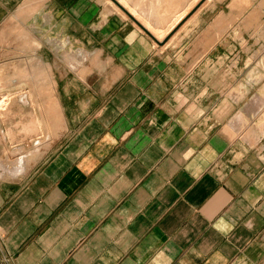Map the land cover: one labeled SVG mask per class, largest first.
<instances>
[{
  "label": "crops",
  "instance_id": "0c3cea01",
  "mask_svg": "<svg viewBox=\"0 0 264 264\" xmlns=\"http://www.w3.org/2000/svg\"><path fill=\"white\" fill-rule=\"evenodd\" d=\"M27 1L0 33L41 43L63 129L15 173L30 117L0 119V264H264V0Z\"/></svg>",
  "mask_w": 264,
  "mask_h": 264
},
{
  "label": "bare ground",
  "instance_id": "6f19581e",
  "mask_svg": "<svg viewBox=\"0 0 264 264\" xmlns=\"http://www.w3.org/2000/svg\"><path fill=\"white\" fill-rule=\"evenodd\" d=\"M40 1L42 2V0H28L27 1L28 5L27 3H25L27 6L26 5L20 6L17 12V17L23 18V19H26L28 16L30 17L35 11L38 10L39 5L41 4ZM31 3H34V5H31ZM7 27H10L9 29H11V33L15 34L16 36L14 45H15V48L19 50V52H16L17 55L14 56V59L16 58V60H14L15 62L11 61L12 62L11 64L8 63L9 66L4 65L0 67V112L8 111V114L11 115L12 111L16 113L21 111L22 113L20 115H22L23 113L27 112L26 110L27 105H29L31 107L28 106V108H30L31 110L30 112L29 111L27 112L28 114L26 115L24 114V115L27 117H30V120L26 124H24L23 127L22 125L21 126L18 125L17 127H22V131L25 134H29V135L37 134L38 132L41 131L42 127H43V130L47 128L46 129L48 131L47 134L49 133L48 138H46L47 140L45 142L38 141L36 145V149L33 150L32 152L23 153L21 149L17 150V152L14 150L15 153L14 152L13 153L18 154L17 158L16 159L13 158L14 160L9 162L10 163L9 166H7L8 164L5 162L1 163L2 168L7 169L8 167L10 168L11 171H14L15 173H19V172H22L25 167L28 168V166H26L28 162L38 158L39 154L41 153V149H43V147H46V146L49 147V145L53 142V140L54 139L56 140L61 135V132L63 129V116L61 114L58 101L53 94L54 86H53V82L51 81L52 80L51 79V69L47 67L44 64V62L41 61V59L36 58V56L26 57L24 54L27 51L36 50L37 48L41 47V43L37 41L38 39L37 40L33 39L30 36V34L25 30V28L21 26L18 20L14 17H11L9 25H7ZM36 110L38 114L41 113L42 111L41 119L40 118L37 119V117L35 118ZM11 116H13V114ZM7 135L10 136L8 132L5 134L3 133L0 136V143L5 142L4 140L5 138H7ZM40 137L43 138V136H40Z\"/></svg>",
  "mask_w": 264,
  "mask_h": 264
},
{
  "label": "rangeland",
  "instance_id": "374dc122",
  "mask_svg": "<svg viewBox=\"0 0 264 264\" xmlns=\"http://www.w3.org/2000/svg\"><path fill=\"white\" fill-rule=\"evenodd\" d=\"M15 18V17H14ZM9 25V24H8ZM7 28H10V27H7L6 26V28L5 29H7ZM5 29L4 30H2L1 31V33H0V38H4V36H5V34H4V32H5ZM14 36H15V34H13ZM16 37V36H15ZM15 40H16V38L15 39H13L12 41H6L5 42V46L6 47H8L9 49H10V46H11V48H14V51L13 52H11V54H12V56H10V57H8V58H6V59H4V60H6V61H4V60H2V61H0V67H2V66H9V64H11L12 62H15L14 60H16V58L14 59V56L15 55H17V53L16 52H19V50L18 49H16L15 48V45H14V42H15ZM7 44V45H6ZM16 44V43H15ZM14 45V46H13ZM6 47H3V49H1L0 50V54H4V53H6V52H9L10 50L9 49H6ZM6 50V51H5ZM14 53H16V54H14ZM14 54V55H13ZM8 55H10L9 53L7 54V55H3V56H0V57H4V56H8ZM10 58V59H9ZM9 61V62H8ZM12 61V62H11ZM9 63V64H8ZM4 93V92H3ZM29 107H31V106H29ZM27 110V112L29 111L30 112V108H27L26 109ZM13 112V111H12ZM11 112V115L13 114V116H11V115H9L8 114V111H1L0 112V118H1V120L3 121V125L7 122V121H9L8 119L10 118V116L11 117H16V118H18V119H20L21 117L22 118H24V116L26 115V114H28L27 112L26 113H23L22 115H20L22 112L21 111H19L18 113H12ZM24 112V111H23ZM44 112H45V110H44ZM25 114V115H24ZM41 115H42V111H41V113H39L38 114V112H37V110L35 111V118L37 117V119H41ZM9 117V118H8ZM3 118V119H2ZM8 123V122H7ZM6 123V124H7ZM20 124V123H19ZM22 124V123H21ZM8 125V124H7ZM6 125V126H7ZM5 126V127H6ZM4 127V128H5ZM42 127V126H41ZM18 128V127H17ZM19 129H20V127H19ZM47 129V128H46ZM46 129H44L43 130V127H42V129H41V131L40 132H38L37 134H35L34 136H33V142H29V143H27L28 144V147H29V149H28V151H33V150H35L36 149V145H37V142L38 141H40V142H45L47 139L46 138H48V135H49V133L47 134V130ZM3 132H4V130H3ZM41 134V135H40ZM37 135H38V137H37ZM45 135V136H44ZM40 136H43V138L42 137H40ZM37 137V138H36ZM40 137V138H39ZM60 137H61V135H60ZM60 137H58L56 140L54 139L53 140V142L50 144L51 145V147L50 148H52V146H54L55 145V143L60 139ZM22 143V142H21ZM20 142H18V143H15V142H12V144L9 146V148H12V146H15V145H18V144H21ZM25 144V142H23V145ZM25 146V145H24ZM9 148H7V150L9 149ZM10 150V149H9ZM24 151H26V149H23ZM15 158H17V157H15ZM14 158V159H15ZM14 159H11V160H14Z\"/></svg>",
  "mask_w": 264,
  "mask_h": 264
},
{
  "label": "water",
  "instance_id": "95a60500",
  "mask_svg": "<svg viewBox=\"0 0 264 264\" xmlns=\"http://www.w3.org/2000/svg\"><path fill=\"white\" fill-rule=\"evenodd\" d=\"M113 2L117 3L115 0H112Z\"/></svg>",
  "mask_w": 264,
  "mask_h": 264
}]
</instances>
